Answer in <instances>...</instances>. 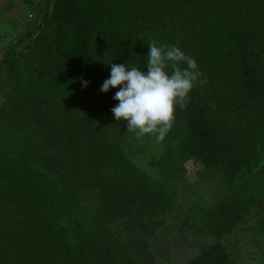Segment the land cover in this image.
Returning a JSON list of instances; mask_svg holds the SVG:
<instances>
[{"label":"trees","instance_id":"obj_1","mask_svg":"<svg viewBox=\"0 0 264 264\" xmlns=\"http://www.w3.org/2000/svg\"><path fill=\"white\" fill-rule=\"evenodd\" d=\"M49 5L40 31L51 30L69 48L60 62L64 69L59 63L55 70L79 106L60 100L55 119L43 122L51 133L45 146L27 139L19 159L8 163L9 157L2 169L8 187L0 193V264H58L55 257L62 264H133L127 243L107 224L123 212V200L137 201L141 218L151 219L166 213L173 198L102 138L101 121L118 104L112 97L119 87L107 93L100 88L110 75L106 63L128 61L146 71L147 42L153 40L181 47L207 80L192 90L185 107H176L164 140L172 139L177 153L172 149L160 163L176 168L197 157L229 174L241 167L263 170L264 179V0H54L53 17ZM230 100L242 108L231 122ZM43 150L52 160L42 164ZM86 168L89 180L102 172L97 177L106 184L96 215L72 195L73 171ZM238 192L245 205L254 200L248 183ZM239 195L227 198L235 204Z\"/></svg>","mask_w":264,"mask_h":264},{"label":"rangeland","instance_id":"obj_2","mask_svg":"<svg viewBox=\"0 0 264 264\" xmlns=\"http://www.w3.org/2000/svg\"><path fill=\"white\" fill-rule=\"evenodd\" d=\"M47 1L53 17L54 0H0V172L9 157L8 163L19 159L15 155L28 145L27 139L35 137V145L43 142L45 146L43 140L51 133L43 122L55 119L60 100L79 106L76 96L66 91L64 75L55 70L56 64L70 56L69 48L53 38L51 30L40 31ZM244 10H250V6ZM230 109L231 122L242 108L233 103ZM101 122L102 138L125 153L155 187L173 198L166 213L151 219L141 218L137 201L132 205L123 200V212L107 224L127 243L133 264H264L263 170L254 173L249 167H241L229 174L206 166L197 157L174 168L160 163L172 149L176 151L172 139L158 142L151 134L138 137L135 131H128L126 121H116L112 112ZM43 151L38 153L40 158L47 155L48 150ZM46 159L51 161L52 157L40 163ZM87 170L73 171L70 185L73 198L83 201L85 211L96 215V209L106 201L101 194L106 184L97 177L102 172H94L96 176L89 180ZM7 178L2 172L1 194L8 187ZM246 183L254 192L250 205L244 204L238 192ZM232 193L239 195L235 204L227 198ZM4 201L0 196V202ZM213 207L222 211L220 218L210 211ZM15 252H19V246ZM58 259L52 260L62 264Z\"/></svg>","mask_w":264,"mask_h":264},{"label":"clouds","instance_id":"obj_3","mask_svg":"<svg viewBox=\"0 0 264 264\" xmlns=\"http://www.w3.org/2000/svg\"><path fill=\"white\" fill-rule=\"evenodd\" d=\"M146 71L141 67L110 64V75L100 91L119 87L112 99L118 101L111 112L116 121H126L128 131L138 137L154 135L163 141L172 127L177 106L183 108L189 94L207 80L194 57L178 45L147 42ZM181 64L185 65L181 67ZM89 81L84 80L87 87Z\"/></svg>","mask_w":264,"mask_h":264}]
</instances>
